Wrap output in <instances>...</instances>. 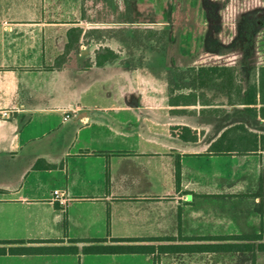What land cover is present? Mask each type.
I'll use <instances>...</instances> for the list:
<instances>
[{
  "label": "crops",
  "instance_id": "obj_1",
  "mask_svg": "<svg viewBox=\"0 0 264 264\" xmlns=\"http://www.w3.org/2000/svg\"><path fill=\"white\" fill-rule=\"evenodd\" d=\"M128 1L0 0V240L13 241L0 243V264H65L66 256L72 264H264V236L255 237L264 230V149L207 152L235 124L264 134V119L240 104H223L222 114L172 106L169 65H149L164 53L148 50L129 66L107 39L84 43L88 29L122 23ZM205 1L216 6L219 34L222 6ZM234 20L235 40H255L264 6ZM78 27L80 51L57 66ZM105 45L119 57L86 67ZM100 238H137L129 243L152 251L82 252ZM74 240L77 253L43 250Z\"/></svg>",
  "mask_w": 264,
  "mask_h": 264
},
{
  "label": "rangeland",
  "instance_id": "obj_2",
  "mask_svg": "<svg viewBox=\"0 0 264 264\" xmlns=\"http://www.w3.org/2000/svg\"><path fill=\"white\" fill-rule=\"evenodd\" d=\"M144 4L140 7L137 6L136 0L128 1V15L122 18V23L118 22L107 31L87 33L84 36V43H88L92 37L99 38L106 35L105 39L118 49L123 61L129 66L141 64L148 50H158L164 53L165 57H161L157 53L152 54L149 65L159 69L163 65V61H166L170 67L169 77L175 85V90L194 89L197 92H205L207 96H210L211 102L219 106L212 108L223 109V104H229L227 92L221 88L222 79L209 81L210 87H201L199 78L195 83L191 81V76L197 75V70H194L193 67L202 64L207 66L228 64L235 70L237 82L246 88L250 72L255 63L260 60L258 57L250 56L253 52L251 46L254 41L252 40L253 35L247 38L243 36L227 46L222 45L216 34L220 29L216 6L205 0H145ZM146 23L153 24L157 30H167L165 40L159 43L148 39L144 26ZM76 36L77 33L73 36L75 39L72 51L79 52L81 47H79V43H76ZM236 48H240L238 52L243 50L244 56L200 57L206 50L226 54L235 52ZM85 53L88 54V52ZM155 75L158 78L161 77L160 72ZM178 84L183 85L179 86ZM198 108L197 110H200L201 107ZM74 244L75 241H69L68 246L64 247H73ZM64 247L50 245L43 247V250L59 252L65 251L60 249ZM128 256L132 257L133 255ZM135 256L138 257V255ZM64 258L65 264H72L74 261L77 263L76 257L66 256Z\"/></svg>",
  "mask_w": 264,
  "mask_h": 264
},
{
  "label": "trees",
  "instance_id": "obj_3",
  "mask_svg": "<svg viewBox=\"0 0 264 264\" xmlns=\"http://www.w3.org/2000/svg\"><path fill=\"white\" fill-rule=\"evenodd\" d=\"M221 4L220 15L222 20L221 26L222 29L217 34L221 43L227 45L233 42L238 35L236 21V15L249 11L254 7L258 8L264 6V0H213ZM251 3V5H250ZM224 9V11H223ZM223 11V13H222ZM224 17V20H223ZM112 29L111 27H94L88 29L84 36L87 33L96 32V31H107ZM147 38L154 40L156 42H163L167 35V30H157L150 26H146ZM83 29L76 28L75 33H77V44L80 43L79 39L82 35ZM71 35L69 42L67 43L66 50L64 54L58 57L56 65L61 66L63 63L67 62L68 55L74 48V39ZM106 38V35L99 38L92 37L96 41H103ZM76 46V45H75ZM253 52L250 54L252 57H258L260 60L258 63H255L254 67L250 72V77L247 82L246 88L240 83L237 82V74L235 70L226 65H211L207 66L202 64L197 67H193L194 70H197V75L191 76V81L195 83L196 79H200L201 87H210L209 81L214 79H222L221 88L226 90L229 104H240L243 105L245 110L251 115L264 119V26L260 28L257 32L255 40L252 42ZM235 50V52H228L223 55H217L214 52L205 51L201 54L200 57H240L244 56L243 50ZM119 57L118 52L111 48L110 46H99L95 51V61H87L86 67L92 65L103 66L107 62H111ZM67 58V59H66ZM179 86L183 84H178ZM186 87L188 85L184 84ZM195 85V84H194ZM177 86V85H176ZM175 85L170 79L169 87V103L172 106H187V105H201L199 112L201 114H222L226 111L223 109L212 108L213 103L210 98L204 92H197L194 89H189L188 91L184 90H175ZM183 89V88H182ZM174 113L186 112V109L176 108L171 110ZM196 113V110L193 111ZM171 132L174 135L186 140H197L198 132L188 126H173ZM259 149H264V134H258L256 132L250 131L244 124L239 123L232 125L220 135L209 147L208 153H251L253 151H258ZM176 177L177 181L180 180V164L177 163L176 166ZM264 236V230L262 233L257 234L255 237L261 238ZM106 238L95 239L93 241L97 244L84 246L82 252L85 254L88 253H143L151 252L152 246H147L143 244H130L129 242L141 241L137 238H113L112 241L116 242L114 244H104ZM78 241V240H74ZM13 241L0 240V243H11ZM65 251H59L64 253H77L78 248L74 247H64L60 248ZM21 250V249H20ZM18 249V251H20ZM10 251H14L13 249ZM7 249L4 246H0V254L6 253Z\"/></svg>",
  "mask_w": 264,
  "mask_h": 264
},
{
  "label": "built area",
  "instance_id": "obj_4",
  "mask_svg": "<svg viewBox=\"0 0 264 264\" xmlns=\"http://www.w3.org/2000/svg\"><path fill=\"white\" fill-rule=\"evenodd\" d=\"M3 114H4V115H8V113L5 112V111L3 112ZM69 117H70V114L67 113V114L64 116V119H68Z\"/></svg>",
  "mask_w": 264,
  "mask_h": 264
}]
</instances>
